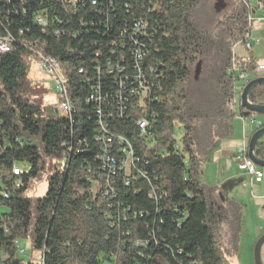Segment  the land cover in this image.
I'll use <instances>...</instances> for the list:
<instances>
[{"label":"trees","instance_id":"16d2710c","mask_svg":"<svg viewBox=\"0 0 264 264\" xmlns=\"http://www.w3.org/2000/svg\"><path fill=\"white\" fill-rule=\"evenodd\" d=\"M205 1L0 0V39L13 41L0 54V264H35L24 259L25 249L21 254L23 240L43 253L39 264H225L223 226L228 252L238 253L245 206L206 186L202 176L212 151L232 137L239 114L259 116L237 108L235 92L238 72L258 69L253 58L234 55L254 31V11L250 0H237L228 13L221 16L216 6L210 16ZM39 13L46 27L37 24ZM135 19L147 27L132 39ZM36 54L61 69L69 118L55 109L46 116L30 79ZM140 74L143 100L123 101L119 111L111 97L138 87ZM94 88L109 96L102 109L110 132L128 140L139 158L126 175L114 141V198L94 193L89 182L102 153L97 105L89 101ZM263 95L259 86L250 101ZM141 117L151 122L150 139L136 126ZM256 155L264 162V136ZM47 168L46 196L30 198ZM152 190L163 199L151 200Z\"/></svg>","mask_w":264,"mask_h":264},{"label":"built area","instance_id":"2783aa9c","mask_svg":"<svg viewBox=\"0 0 264 264\" xmlns=\"http://www.w3.org/2000/svg\"><path fill=\"white\" fill-rule=\"evenodd\" d=\"M10 1V0H9ZM93 5H96V2L93 3ZM35 20L38 25L42 27L47 26V19L43 13H39L38 15L35 16ZM251 22L254 21V18L251 17L250 19ZM133 28H132V34L131 38L133 39L135 36H140L144 35L146 31L147 25L145 24L144 21L140 19H135L133 20ZM129 30L126 31V35L129 34ZM258 41L257 36L250 35L247 37V40L245 42H240L239 44L236 45L235 47V52L238 47H243V49L247 52H250L253 49V42ZM256 42V43H257ZM12 43L13 41H9V43H0V54H6L9 53L12 49ZM234 52V53H235ZM138 53L136 52L135 54V59L138 61ZM235 55V54H234ZM37 57H39L40 62H41V69L48 75L50 76L55 83V98H56V103L54 106L55 111L66 117L69 118V112L70 109H68V100L67 96L64 95V82H63V77L60 74V70H57L56 65L53 64V62L46 61L44 60L43 56L40 54H36ZM235 71V69H234ZM80 72L82 73L83 70L81 69ZM264 72V68H258L256 70V73L258 76ZM254 78L249 75V73H244V72H238V77H237V83L235 86V92L237 95V99L240 98L241 94L243 93L244 88L249 84L251 80ZM138 87L132 88L126 95L125 93H118L115 95V97H111V99H115L116 104L118 105L119 111L122 109L121 107V102L126 101L130 102V99L132 97H139L144 96L146 94V89L144 86H142L141 83V74L137 78ZM123 84H120L119 87L122 88ZM126 96V97H125ZM109 98V96H105L102 94V90L100 88H94L93 92L90 96L89 101L94 102L97 105V110H96V117H97V141L101 142L102 144V153L98 157L99 161L101 162V167L100 171L96 172V177L89 178V182L93 186V192L94 193H103L105 196H109L110 193L113 195L112 198L115 197L114 190L111 188V182L110 180L117 175V166H116V161H115V154H114V149H113V143L115 140L118 141L119 145L122 147L121 153L124 156L121 163H120V170L123 171L126 175L130 176L133 175L135 167L137 162L139 161V158L136 155L135 149L133 148L132 144L122 138H115L112 133L109 130V124L104 120L105 112L102 107L103 103ZM143 99L141 98V101ZM237 102V101H236ZM246 126L250 131H258L260 130L261 123L255 119V118H248L245 119ZM136 126L138 130L141 132L143 136H145L147 139H150V127H151V122L148 120L146 117H141L137 123ZM250 141H248L249 144ZM234 158L238 159L239 163L238 166L242 172L245 174L256 178L257 180L261 179V173H260V168L257 167L249 158L246 157L245 151H243L241 154H234ZM147 165V163H146ZM14 175H20V170L15 168L13 170ZM138 175L141 177H145V174L141 171H138ZM102 181L105 182V187ZM130 182L127 180L125 182L126 186H129ZM110 189V191L108 190ZM3 197L5 199L9 198V193L7 191H2L1 192ZM149 198L153 200L154 202H159L163 199L162 195H159V191L152 190L151 193L149 194ZM7 231V230H6ZM18 243V247L20 248V252L22 255H25V251L21 248L20 243ZM136 245L138 246H143V242H136Z\"/></svg>","mask_w":264,"mask_h":264},{"label":"crops","instance_id":"0c3cea01","mask_svg":"<svg viewBox=\"0 0 264 264\" xmlns=\"http://www.w3.org/2000/svg\"><path fill=\"white\" fill-rule=\"evenodd\" d=\"M238 48H241L240 53H237ZM238 48L235 52L237 60L250 58L249 53L243 47ZM249 75L256 79L264 77V72L259 76L256 71ZM258 103L264 105V95L259 98ZM237 108H240V98L237 99ZM252 118L263 123L257 116ZM233 130L232 137L220 142L212 151L211 162L204 170L203 183L208 187L219 189L223 195V189L227 183L240 184L237 196L232 197L231 195L229 198L224 196L228 200H236L245 206L239 250L234 254L238 257L236 264H255V247L261 240L263 243L260 249V258L261 264H264V169L260 168L261 179L257 180L242 172L238 166V159L233 156L245 151L246 157L249 158L248 141L256 131L248 129L245 119L240 114L234 121ZM210 168L215 169V178L209 176Z\"/></svg>","mask_w":264,"mask_h":264},{"label":"rangeland","instance_id":"374dc122","mask_svg":"<svg viewBox=\"0 0 264 264\" xmlns=\"http://www.w3.org/2000/svg\"><path fill=\"white\" fill-rule=\"evenodd\" d=\"M218 0H206L204 9L205 13L210 16H215V8L217 6ZM237 3V0H222L218 5V14L228 13ZM251 9L254 11L253 14V26H254V36H257L259 42H253V49L248 52L249 56L253 58L259 68H264V6H259V0H250ZM203 17V14H200V18ZM257 42V43H256ZM241 48L237 49V53H240ZM246 60V59H245ZM58 70V65H56ZM61 71V69H60ZM31 81L32 86L37 91L39 98H43V109L46 116L54 114V106L56 103L55 94V83L54 80L48 76L41 69V62L39 57L34 56L31 59ZM45 92V93H42ZM261 121L264 122V117L262 115L257 116ZM207 166V165H206ZM204 167V170L206 168ZM204 176V175H203ZM202 176V181H203ZM209 176L215 178V169H209ZM50 177V169L47 168L46 171L42 174V177L38 181H34L28 192V196L32 199L44 198L48 192V184ZM239 181V180H238ZM240 184L238 183H227L224 186L223 193L226 198L237 196L240 189L238 188ZM241 195V194H239ZM220 243L221 248L223 249V257L225 264H236L237 256L230 254L228 252L230 247V233L229 229L226 226H223L220 232ZM20 246L22 249L27 251V255L24 259L28 262L32 261L35 264H39L42 261L43 253L40 251H35L32 248L30 240L20 241ZM256 249V247H255Z\"/></svg>","mask_w":264,"mask_h":264},{"label":"water","instance_id":"95a60500","mask_svg":"<svg viewBox=\"0 0 264 264\" xmlns=\"http://www.w3.org/2000/svg\"><path fill=\"white\" fill-rule=\"evenodd\" d=\"M222 0H218L217 3V10L218 5ZM200 68H197V76L199 74ZM259 86H264V77L253 79L249 82V84L244 88L243 93L240 96V108H243L249 113L256 114V115H262L264 116V105L257 103H252L250 101V94L254 89H256ZM264 136V128L256 131L249 142V159L259 168L264 169V162L259 160L256 155V147L258 141ZM222 200L224 198L222 197ZM263 243V240L258 242L256 249H255V264H261V258H260V249L261 245Z\"/></svg>","mask_w":264,"mask_h":264},{"label":"bare ground","instance_id":"6f19581e","mask_svg":"<svg viewBox=\"0 0 264 264\" xmlns=\"http://www.w3.org/2000/svg\"><path fill=\"white\" fill-rule=\"evenodd\" d=\"M9 41H11L10 38H2V39H0V43H9ZM43 58H44V60L53 62L54 65H57V63L54 60L48 59L46 57H43ZM64 95H66L65 86H64ZM68 109H70V112H69V114H70L71 113V105H70L69 101H68Z\"/></svg>","mask_w":264,"mask_h":264}]
</instances>
